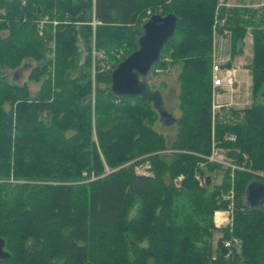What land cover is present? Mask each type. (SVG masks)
<instances>
[{"label":"trees","instance_id":"trees-1","mask_svg":"<svg viewBox=\"0 0 264 264\" xmlns=\"http://www.w3.org/2000/svg\"><path fill=\"white\" fill-rule=\"evenodd\" d=\"M156 13L178 17L154 66L179 70L172 139L157 129L165 122L154 100L163 101L160 90L149 86L150 99L111 89L112 71L138 49ZM226 32L233 56L251 34L253 102L216 110L214 38ZM26 61L34 62L28 80L10 79ZM30 81L41 83L36 94ZM214 145L251 170L206 160ZM145 161L152 175L137 173ZM216 170L224 171L219 184ZM260 173L264 7L0 0V237L11 254L0 264H264V205L246 199L251 182L264 183ZM231 202L232 226L217 227L215 212Z\"/></svg>","mask_w":264,"mask_h":264},{"label":"rangeland","instance_id":"rangeland-1","mask_svg":"<svg viewBox=\"0 0 264 264\" xmlns=\"http://www.w3.org/2000/svg\"><path fill=\"white\" fill-rule=\"evenodd\" d=\"M229 6L235 5H248L254 6L257 8L264 7V0H222ZM94 25L96 21H93ZM42 27V26H41ZM42 31V30H41ZM42 35V34H41ZM246 44L244 47V52L240 54L232 55V46H231V35L229 32L225 34L216 33L214 38V61L217 63H221L222 65L231 63V68H225L224 74H226L229 70L236 69V75L238 78V82L234 84L233 90H231L228 86L222 88H216L213 94L215 105L227 104L229 106H233L236 108H244L249 106L253 102L252 98V86H251V78L252 73L250 66L253 63V43L252 37L249 33L245 38ZM49 56H53V54L48 53ZM112 63V61H111ZM34 62H25L18 69L11 71L9 70V78L16 79L19 82H25L28 80V75L32 69ZM177 67V66H176ZM248 69V70H247ZM178 68L175 67L170 68L169 70L166 68H162L157 65L153 68L152 72L145 78L141 79L147 85H149L153 90H160L163 95V108L170 113L173 117L179 116L180 112L178 109V93L180 90L179 82L177 79ZM40 82H29L30 90L32 94H36L38 89L40 88ZM232 103V104H231ZM231 104V105H230ZM219 107H216L218 110ZM167 122V123H166ZM175 122V121H174ZM174 122L169 121H159L157 124V129L163 131L168 138L172 139L177 132V126L174 125ZM168 127V128H167ZM150 164L149 161H145L138 165ZM137 166V165H136ZM151 175L153 171L150 167ZM224 176L223 170H216L212 174V180L214 184L221 183ZM220 236L219 233L216 234L215 240Z\"/></svg>","mask_w":264,"mask_h":264},{"label":"water","instance_id":"water-1","mask_svg":"<svg viewBox=\"0 0 264 264\" xmlns=\"http://www.w3.org/2000/svg\"><path fill=\"white\" fill-rule=\"evenodd\" d=\"M178 17L174 13L167 15L153 14L143 26V35L138 42V49L128 55L112 71V91L118 96H137L151 99L149 85L141 79L147 77L160 60L163 49L176 32ZM161 119L174 122L175 118L163 108L162 98L154 96ZM246 199L251 207L264 205V183L253 181L246 191ZM5 249V240L0 237V259L10 258ZM92 264V263H88Z\"/></svg>","mask_w":264,"mask_h":264},{"label":"built area","instance_id":"built-area-1","mask_svg":"<svg viewBox=\"0 0 264 264\" xmlns=\"http://www.w3.org/2000/svg\"><path fill=\"white\" fill-rule=\"evenodd\" d=\"M225 68L223 67V65L221 63H217L214 61L213 63V87L214 90H216V88H222V87H229L231 90H233V86L235 83L238 82V78L236 75V69H232L229 70L226 74H224ZM215 94V93H214ZM220 105H215L214 107H219ZM236 138L235 135H232L229 137V139L234 140ZM206 160H208L209 162H215L218 164H221L227 168H231L232 173L235 169H240V170H244V171H249L251 170V167H247L245 165H237L236 163H234L233 161H231L230 159H228L225 154H224V149L222 148H218L217 146H213L212 152L209 155L205 156ZM150 167L151 165L146 163L143 165H137L135 167L137 173L142 174V175H151L150 172ZM261 176L264 177L263 173H260ZM197 177L199 178V175H197ZM182 178V176L179 177ZM226 199H233L234 197V193L231 190L229 193H227L224 196ZM214 222L215 225L217 227H226V226H232L233 224V202H231L229 204V206L226 209H220L217 210L215 212L214 215ZM239 240L237 238H233L231 240H227L226 241V246L227 247H231L234 244L233 243H238Z\"/></svg>","mask_w":264,"mask_h":264},{"label":"crops","instance_id":"crops-1","mask_svg":"<svg viewBox=\"0 0 264 264\" xmlns=\"http://www.w3.org/2000/svg\"><path fill=\"white\" fill-rule=\"evenodd\" d=\"M248 70V69H247Z\"/></svg>","mask_w":264,"mask_h":264}]
</instances>
